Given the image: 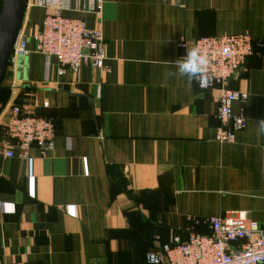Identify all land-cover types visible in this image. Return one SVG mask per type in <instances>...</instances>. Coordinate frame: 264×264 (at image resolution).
<instances>
[{
	"label": "crops",
	"instance_id": "obj_1",
	"mask_svg": "<svg viewBox=\"0 0 264 264\" xmlns=\"http://www.w3.org/2000/svg\"><path fill=\"white\" fill-rule=\"evenodd\" d=\"M46 12H26L29 55L0 91V136L19 106L54 123L55 148L0 155V263L147 264L177 236L210 235L211 219L246 213L264 229V55L229 83L248 95L232 143L216 141L219 92L167 75L183 41L264 39V0H103L100 13L73 0L64 16L102 34L106 68L62 77L35 49Z\"/></svg>",
	"mask_w": 264,
	"mask_h": 264
},
{
	"label": "built area",
	"instance_id": "obj_2",
	"mask_svg": "<svg viewBox=\"0 0 264 264\" xmlns=\"http://www.w3.org/2000/svg\"><path fill=\"white\" fill-rule=\"evenodd\" d=\"M91 7L100 13L103 0H89ZM73 0H27V10L40 7L47 9L38 33L33 37L36 52L55 58L59 64L58 75L67 70L78 73L83 64L95 69H105L107 60L105 40L97 30H90L80 20L64 16ZM198 47L209 58L207 75L210 83L200 90H217L219 123L216 141L232 143L237 132L242 131L246 122L242 115L233 114L236 101L245 102L248 95L229 89V83L244 70L248 60L260 50L264 55V39L254 40L248 34L204 37L192 44L180 43L184 51ZM29 55L28 39L19 37L12 63L18 57ZM181 56V57H183ZM14 68V67H12ZM11 69V68H10ZM5 134L0 136V155L7 159L19 152L27 160L28 152L37 148L45 156L55 148L56 129L52 121L33 116L19 106L12 107L4 120ZM212 233L201 235L191 232L186 239L177 236L172 243L146 255L147 264H264V229L251 222L246 213H235L210 220ZM237 243H242L236 245ZM2 264V263H0Z\"/></svg>",
	"mask_w": 264,
	"mask_h": 264
},
{
	"label": "water",
	"instance_id": "obj_3",
	"mask_svg": "<svg viewBox=\"0 0 264 264\" xmlns=\"http://www.w3.org/2000/svg\"><path fill=\"white\" fill-rule=\"evenodd\" d=\"M27 0H2L0 10V91L9 69L14 67L20 73L27 59L18 57L12 63L14 49L21 35V30L27 12ZM20 79V77H18Z\"/></svg>",
	"mask_w": 264,
	"mask_h": 264
},
{
	"label": "clouds",
	"instance_id": "obj_4",
	"mask_svg": "<svg viewBox=\"0 0 264 264\" xmlns=\"http://www.w3.org/2000/svg\"><path fill=\"white\" fill-rule=\"evenodd\" d=\"M175 71L168 72V76L177 78H187L189 82L195 80L202 85L210 83V77L207 75L209 58L202 54L198 47H192L186 50V54L175 62ZM258 132L264 135V119L257 122Z\"/></svg>",
	"mask_w": 264,
	"mask_h": 264
},
{
	"label": "rangeland",
	"instance_id": "obj_5",
	"mask_svg": "<svg viewBox=\"0 0 264 264\" xmlns=\"http://www.w3.org/2000/svg\"><path fill=\"white\" fill-rule=\"evenodd\" d=\"M1 3H2V2H1V0H0V7H1ZM10 72H11V70L9 71V73H10Z\"/></svg>",
	"mask_w": 264,
	"mask_h": 264
}]
</instances>
